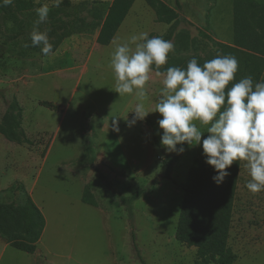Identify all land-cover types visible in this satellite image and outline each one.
<instances>
[{
    "label": "rangeland",
    "instance_id": "374dc122",
    "mask_svg": "<svg viewBox=\"0 0 264 264\" xmlns=\"http://www.w3.org/2000/svg\"><path fill=\"white\" fill-rule=\"evenodd\" d=\"M157 1L176 12L177 19L159 22L148 3L135 0L107 46L96 44L98 29L66 38L51 56H44L38 47L23 46L31 44V31L12 43L0 37V123L16 100L22 110L21 126L31 140L28 147L0 135V186L22 179L45 220L34 254L8 247L0 264H206L195 248L175 240L182 188L192 162L203 154L202 145L185 144L170 178L164 179L168 159L176 153L161 145L162 116L151 112L129 126L137 101L115 92L109 62L117 44L146 32L149 38L160 36L174 43L170 58L210 60L230 55L240 69L245 60L239 52L244 49L233 45L235 4L240 0H180V9L175 0ZM45 3L56 8L52 2L35 7ZM108 6L109 2L98 5L105 12ZM2 8L16 11L15 2ZM239 16L264 44V0H247ZM162 80L152 73L148 111L160 100ZM113 119L119 132L113 131ZM198 126L206 132L205 126ZM33 146L42 161L29 164L27 148L34 150ZM250 179L241 162L227 242L239 258L234 264H264V191L251 193L246 188ZM84 188L95 196L98 207L82 202ZM140 190L145 192L132 203L130 224L116 194L130 196ZM24 196L16 183L0 194V202L21 204ZM1 244L0 240V252Z\"/></svg>",
    "mask_w": 264,
    "mask_h": 264
},
{
    "label": "clouds",
    "instance_id": "9594fccd",
    "mask_svg": "<svg viewBox=\"0 0 264 264\" xmlns=\"http://www.w3.org/2000/svg\"><path fill=\"white\" fill-rule=\"evenodd\" d=\"M13 2L0 0V6ZM62 3L63 0H52L51 6L58 8ZM35 12L38 19L29 34L31 44L23 46L38 47L44 56H51L50 30L39 28L47 22L50 6L45 3ZM174 52L171 40L149 38L148 33L142 32L117 44L111 53L115 92L119 97L133 96L137 101L130 111L134 116L128 121L129 126L143 121L151 112H158L162 116L158 120L161 145L166 152L179 155L185 151V144L202 145L205 162L216 173L212 179L217 185L230 175L227 169L234 162H243L251 177L246 188L253 194L264 191V81H254L250 75L236 81L239 62L230 55H217L202 65L193 57L186 68L170 66L160 72ZM154 69L157 76H163V87L159 102L148 111L147 85ZM198 125L205 126L206 132ZM112 127L113 131H120L116 119ZM204 133L208 135L204 137Z\"/></svg>",
    "mask_w": 264,
    "mask_h": 264
},
{
    "label": "trees",
    "instance_id": "16d2710c",
    "mask_svg": "<svg viewBox=\"0 0 264 264\" xmlns=\"http://www.w3.org/2000/svg\"><path fill=\"white\" fill-rule=\"evenodd\" d=\"M144 1L152 7L159 22L164 21L169 24L177 19L176 12L163 6L157 0ZM246 1L240 0L235 4L237 7H235L234 16L233 45L237 49H244L239 53L244 55L245 60L236 73V81L249 75L254 81H264V79L260 80L264 71V44L239 16L241 5ZM134 2L135 0H113L105 12L98 7L103 2L91 1L71 5L69 0H63L60 7L50 9L48 20L44 23V30H50L48 35L53 45V53L66 38L74 34L90 33L96 29H98L96 44L109 45ZM174 2L180 9V0ZM69 9L72 11H68ZM36 19L38 17L33 5L23 0H17L16 11L4 12L0 6V37L7 43L16 42L32 31ZM8 23H11V26H8ZM164 39L168 40V38ZM30 48L32 50L35 47L30 46ZM232 51L237 50L232 49ZM190 59L168 57V63L159 71L164 72L170 66L186 68ZM197 60L202 65L209 59L197 58ZM39 104L52 110H58L56 106L48 102ZM21 112L18 102L13 100L8 105L0 123V135L11 143L31 145V141L21 126ZM178 159V154L168 159V165L163 174L164 179L170 178L172 167ZM205 160L206 157L202 154L200 158L192 162L188 170L187 179L182 188L183 200L175 229V240L189 248H195L198 258L206 264H233L237 257L228 247L227 242L241 162H234L227 169L230 175L224 179L223 183L217 185L212 179L216 173ZM21 188L23 189L22 186ZM144 192L140 190L130 196L116 194L126 209L130 224L133 218L132 203ZM81 200L85 204L98 207L97 199L88 188H84ZM44 227L45 220L42 212L26 192L21 204L0 202V239L11 248L34 254ZM133 238L134 236L132 240Z\"/></svg>",
    "mask_w": 264,
    "mask_h": 264
},
{
    "label": "crops",
    "instance_id": "0c3cea01",
    "mask_svg": "<svg viewBox=\"0 0 264 264\" xmlns=\"http://www.w3.org/2000/svg\"><path fill=\"white\" fill-rule=\"evenodd\" d=\"M23 1H25V2H27V3H29V4H32L33 5V8L35 9L36 7H35V5L37 4V3H41V2H52V0H39V2H37V0H23ZM70 1V0H69ZM73 1H75V2H83V3H85V2H91V1H100V2H109V5H110V3L113 1V0H73ZM14 2H15V5H16V8H17V0H14ZM128 15V14H127ZM118 32V31H117ZM117 32H116V34H117ZM115 34V35H116ZM97 36V35H96ZM95 42H96V40H95ZM27 138L30 140V138H29V136H27ZM6 140V139H5ZM7 141V140H6ZM31 141V140H30ZM9 142V141H8ZM18 145V144H17ZM27 145V144H26ZM5 148L7 147V145L5 144V145H3ZM28 147H30L29 145H28ZM32 149H34V146L33 147H31ZM28 149V152H27V157H28V160H29V164H31V163H34L35 161H36V159H38L39 160V158L37 157V154H36V151H35V149L34 150H31V149H29V148H27ZM39 161H42V160H39ZM23 178V177H22ZM16 183H19V184H21V186L23 187V189L25 190V192L29 195V192L26 190V184H25V182L22 180V179H17L12 185H10V186H8V187H6V188H3V187H1L0 186V194H2L3 192H5L7 189H9L11 186H13V185H15ZM28 188V187H27ZM30 190V189H29ZM30 196V195H29ZM31 198V197H30ZM33 201V200H32ZM36 205V204H35ZM39 208V207H38ZM41 211V210H40ZM1 240V239H0ZM2 241V244H1V252H0V257H1V255H3V253L7 250V248L8 247H10L6 242H4L3 240H1ZM11 248V247H10ZM13 249V248H12ZM15 250V249H14ZM21 252V251H20ZM24 253V252H23ZM27 254V253H26ZM236 255V254H235ZM237 257V256H236ZM239 258L237 257V259H236V261L238 260ZM235 261V262H236ZM234 262V263H235ZM233 263V264H234Z\"/></svg>",
    "mask_w": 264,
    "mask_h": 264
}]
</instances>
